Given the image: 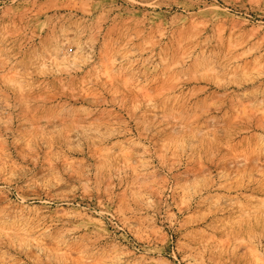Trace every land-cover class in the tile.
Here are the masks:
<instances>
[{
  "label": "rangeland",
  "instance_id": "obj_1",
  "mask_svg": "<svg viewBox=\"0 0 264 264\" xmlns=\"http://www.w3.org/2000/svg\"><path fill=\"white\" fill-rule=\"evenodd\" d=\"M0 264H264V0H0Z\"/></svg>",
  "mask_w": 264,
  "mask_h": 264
}]
</instances>
